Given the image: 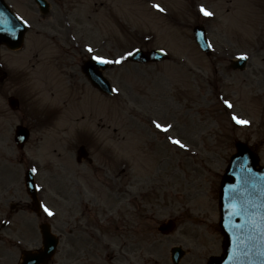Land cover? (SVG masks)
<instances>
[{
	"label": "rangeland",
	"instance_id": "obj_1",
	"mask_svg": "<svg viewBox=\"0 0 264 264\" xmlns=\"http://www.w3.org/2000/svg\"><path fill=\"white\" fill-rule=\"evenodd\" d=\"M10 2L29 31L22 49L0 46L6 74L0 81L1 264H16L21 250L39 245L43 221L60 237L48 264H108L107 247L132 261L149 256L150 264H172V246L184 250L178 264H205L220 255L218 188L234 142L247 143L264 164V0H50L42 16L30 0ZM201 4L215 15H198ZM196 24L206 29L209 56L193 41ZM86 44L110 59L137 47L164 49L169 59L111 64L104 74L120 91L108 96L80 71L92 55ZM241 53L249 56L246 68L232 70L230 60ZM10 95L19 99L17 110L7 105ZM219 96L252 125L230 123ZM41 105L51 118L32 127L29 117ZM149 119L173 124L168 135L187 150L167 143ZM17 124L30 130L23 149L13 141ZM81 142L92 162L77 165ZM32 166L40 203L55 218L37 214L26 193L23 173ZM118 191L125 192L117 197ZM83 200L92 211L85 212ZM77 215L81 224L99 217L90 230L102 244L69 227ZM167 219L175 226L163 235L157 227ZM126 263L113 258L110 264Z\"/></svg>",
	"mask_w": 264,
	"mask_h": 264
},
{
	"label": "water",
	"instance_id": "obj_2",
	"mask_svg": "<svg viewBox=\"0 0 264 264\" xmlns=\"http://www.w3.org/2000/svg\"><path fill=\"white\" fill-rule=\"evenodd\" d=\"M0 25L6 30V32H0V40L6 42L9 47L15 48L22 36L20 27L13 28V25L6 19L4 23L1 20ZM193 32L197 44L208 53L209 48L206 46L204 29L196 26ZM6 33H11V35ZM165 58L166 54L159 50L149 52L140 50L130 57L136 62L160 61ZM244 62L245 60L239 59L233 63V67L242 68ZM97 66L104 68V65L94 64L90 61L85 63L92 82L102 90L109 92L107 81L100 72L94 70ZM9 104L15 108L17 101L10 98ZM21 136L27 138L28 133L25 129L17 127L15 139L20 146L25 141L20 139ZM237 147L238 153L233 155L230 160L219 195L220 226L226 237L224 249L228 252L221 264H264V223L261 219L264 217V168H256L258 159L246 146L238 143ZM25 181L27 190L34 195V183L30 171H27ZM234 205L235 210L240 212L238 216L232 215ZM169 228L170 224L163 225L161 230L166 231ZM43 234L46 236L45 231ZM54 245L55 241L50 238L46 254L53 251ZM174 252V257L179 258L180 250L177 248ZM36 259L37 256L28 255L27 264H35Z\"/></svg>",
	"mask_w": 264,
	"mask_h": 264
},
{
	"label": "snow or ice",
	"instance_id": "obj_3",
	"mask_svg": "<svg viewBox=\"0 0 264 264\" xmlns=\"http://www.w3.org/2000/svg\"><path fill=\"white\" fill-rule=\"evenodd\" d=\"M151 7L159 13H164L166 11V9L158 3H153ZM197 14L203 17H213L215 15L214 12L206 9L203 4L199 5ZM18 19H20L22 23L27 25L28 22L26 20H23L22 17H19ZM0 32H6V30L2 27V25H0ZM6 34L11 35V33H6ZM206 46L211 48L212 44L208 43ZM84 51L85 53L92 54L90 56V59L98 65H111V64L122 65L126 62L128 57L135 55L136 52H139L140 50L134 49V50L121 52L117 56L111 59L107 55L94 54L96 52V49L89 44H86L84 46ZM160 51L164 52V49H160ZM237 58L240 60H248L249 56L246 53H241ZM119 91H120L119 88H111V92L113 93H119ZM218 99L222 107L226 110L230 123L239 125L242 128H247L252 125L253 121L251 119H246L243 118L241 115L236 114V112L234 111L235 105L230 99L225 98L224 96H219ZM50 118H51V113L47 110V108L44 105L39 106L38 109L34 108L32 116L29 117V119L31 120L32 127H36L38 124L47 123L48 119ZM151 124L154 125V128L156 130H158V134L159 133L165 134V140L167 143H169L172 146H176L179 149L187 150V145L183 143L180 139L174 138L171 135H167L173 129L174 127L173 124L171 123L162 124L155 119L151 120ZM20 139L26 140V137L21 136ZM31 172L35 175L38 172V168L36 166H32ZM35 187L38 192L42 190L41 186L39 185H36ZM39 207L43 210V213L45 214L46 217H53L55 215V213L46 204L40 203ZM233 207H234V211L232 212V215H237V216L240 215V212L235 210V205ZM261 219H262V223H264V217H262ZM39 258L40 257H38V259Z\"/></svg>",
	"mask_w": 264,
	"mask_h": 264
},
{
	"label": "bare ground",
	"instance_id": "obj_4",
	"mask_svg": "<svg viewBox=\"0 0 264 264\" xmlns=\"http://www.w3.org/2000/svg\"><path fill=\"white\" fill-rule=\"evenodd\" d=\"M151 120H152V119H149V120H148V122H149V126L154 127V125L151 124ZM34 162H36V161H34ZM85 206L87 207V209L90 210L91 207H89L88 205H85ZM193 217H195V216H193ZM90 226H91V223L87 222L83 227L80 226L79 229H80V231H81L82 233H84L86 236H87V235H92V233L90 232ZM103 243L105 244V246L107 245L106 242H103ZM130 243H131V242H130ZM132 245H133V242H132ZM113 258L121 259L120 256H117V257H116V255L114 254L112 248L107 247V248H106V259H107L106 262H107L108 264H110V263H111V260H112ZM148 259H149V258H148ZM148 261H149V260H148ZM152 261H153L154 263H160L159 260H157V259H153ZM149 264H150V261H149Z\"/></svg>",
	"mask_w": 264,
	"mask_h": 264
}]
</instances>
